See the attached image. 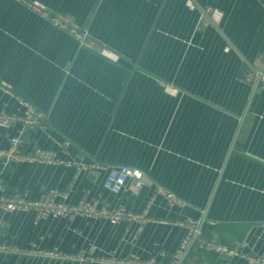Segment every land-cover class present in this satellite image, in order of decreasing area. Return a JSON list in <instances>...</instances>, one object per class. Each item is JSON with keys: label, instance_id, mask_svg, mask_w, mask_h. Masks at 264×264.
Segmentation results:
<instances>
[{"label": "crops", "instance_id": "0c3cea01", "mask_svg": "<svg viewBox=\"0 0 264 264\" xmlns=\"http://www.w3.org/2000/svg\"><path fill=\"white\" fill-rule=\"evenodd\" d=\"M29 2L71 16L90 44ZM263 67L264 0H0V111L47 116L0 128V151L20 135L21 151L46 148L70 162L0 158V195L57 189L72 204L87 198L143 214L113 224L0 208V244L107 258L87 264L264 261ZM114 164L141 170L144 183L105 190ZM158 187L182 203L169 204ZM186 218L199 220L201 236L175 260ZM198 237L239 254L201 247ZM0 264L80 263L0 251Z\"/></svg>", "mask_w": 264, "mask_h": 264}, {"label": "built area", "instance_id": "2783aa9c", "mask_svg": "<svg viewBox=\"0 0 264 264\" xmlns=\"http://www.w3.org/2000/svg\"><path fill=\"white\" fill-rule=\"evenodd\" d=\"M29 7L32 10H39L49 18L53 25L59 26L70 34L74 35L81 43L90 44L88 40V32L83 28H78L76 23L69 15L49 12L39 2H29ZM105 53V50L102 49ZM259 73L257 70L248 71L246 78L251 80ZM261 78L264 80V67L261 72ZM8 92V90H6ZM23 103V102H22ZM26 114L18 115L14 113H7L0 111V128H7L15 122L22 121L25 126H34L41 124L45 119V112L41 109L27 110ZM20 135L11 137L10 145L6 150L0 151V158L4 164L9 163H44V164H69L67 160H63L50 149L36 148L32 152H23L20 149ZM143 173L141 170L128 164H114L108 167L106 175L102 181V187L111 192L118 194L125 187L127 181L132 178L135 181V186L139 187L144 183ZM158 191L165 195L169 204H181V200L171 191L158 187ZM0 208L6 211L22 210L33 211L38 218L47 216L53 217H67L71 218L77 214L85 215L91 218L104 219L110 223L116 224L122 220H143V214H136L128 210L124 206H99L96 201L83 198L76 204L68 201L67 192H62L57 189H52L37 198H30L27 192L14 193L11 195H0ZM181 224L187 227L188 233L181 242V246L177 251L175 260L180 255V252L188 244L192 236H201V228L199 227V220L193 218H186L181 221ZM198 243L201 247H205L211 251L222 254L236 255L239 252L235 248H229L219 243L214 238L198 237ZM0 251L17 252L25 255L51 257L57 259H68L76 261L80 264H87L90 261H106L107 258H96L91 253L86 252H66L57 248L44 249L37 248L35 244H31L25 248L11 247L6 244H0ZM114 264H158L153 259L139 260L133 257L130 258H112L108 260ZM249 262L253 264H264V261L255 258H249Z\"/></svg>", "mask_w": 264, "mask_h": 264}, {"label": "water", "instance_id": "95a60500", "mask_svg": "<svg viewBox=\"0 0 264 264\" xmlns=\"http://www.w3.org/2000/svg\"><path fill=\"white\" fill-rule=\"evenodd\" d=\"M259 78H260V77H259ZM181 262H182V261H180V263H179V264H181Z\"/></svg>", "mask_w": 264, "mask_h": 264}]
</instances>
